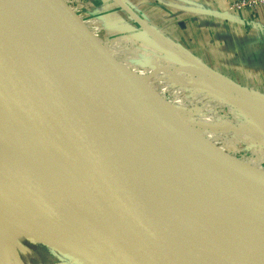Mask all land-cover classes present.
Wrapping results in <instances>:
<instances>
[{
    "label": "water",
    "instance_id": "water-1",
    "mask_svg": "<svg viewBox=\"0 0 264 264\" xmlns=\"http://www.w3.org/2000/svg\"><path fill=\"white\" fill-rule=\"evenodd\" d=\"M32 1L59 32L39 29L23 16V6ZM132 17L148 29L144 20ZM157 39L226 92L240 95L243 107L264 112L260 97L241 93L237 85ZM48 56L94 75L154 144L155 158L99 140L66 85L45 69ZM144 84L112 57L65 0H0V146L60 190L134 207L213 236L237 251L232 264H264L256 234L264 229V164L188 129L194 126L187 116ZM14 214L8 224L18 233L85 264L73 240L51 220L28 210ZM75 238L78 251L88 249L77 218ZM12 252L16 264H25L14 244Z\"/></svg>",
    "mask_w": 264,
    "mask_h": 264
},
{
    "label": "bare ground",
    "instance_id": "bare-ground-1",
    "mask_svg": "<svg viewBox=\"0 0 264 264\" xmlns=\"http://www.w3.org/2000/svg\"><path fill=\"white\" fill-rule=\"evenodd\" d=\"M23 10V16L35 27L59 32L36 2H28ZM43 62L45 69L66 85L99 140L126 153L155 158L154 144L136 130L94 75L61 57L48 56ZM23 210L38 211L35 214L44 218L47 213L65 216L60 220L69 221L68 216L79 219L92 249L91 255H80L85 264H232L231 259H238L230 244L208 234L134 207L60 190L0 146V235L12 241L7 250L0 240V264H10L8 255L17 234L8 224L9 213ZM256 234L264 249V229ZM99 236L104 240L97 241ZM98 246L107 253L97 251ZM113 252L116 255L112 257ZM71 264L77 263L74 260Z\"/></svg>",
    "mask_w": 264,
    "mask_h": 264
},
{
    "label": "rangeland",
    "instance_id": "rangeland-1",
    "mask_svg": "<svg viewBox=\"0 0 264 264\" xmlns=\"http://www.w3.org/2000/svg\"><path fill=\"white\" fill-rule=\"evenodd\" d=\"M65 3L75 12L77 17L85 23V26L89 29V31H91V33L96 36L100 44H102V46L107 49V51L116 61H118L124 68L130 70V72H133L136 76H138L140 81L144 82V85L149 87L151 91L160 95L162 100L169 102L168 104L177 108L178 113L180 112L182 115L187 116V119H189L191 122L189 124L194 126L188 129L195 128L194 131L199 132L200 130L203 133H207L212 138L219 140V142H225L238 151L249 153V151L253 149L252 151H257V155L259 157H264V149H261L264 146V136L260 137L263 140L262 142H259L257 138L256 140L255 138H252V136L255 137L253 131H259V129L263 128L262 131L264 132V112H255V109L250 110L247 107H243L240 102L244 103V101H242L243 98L240 95L229 93L230 96L224 97L222 95V87L218 89L215 85V82L212 80L208 82V80H204L197 74L191 75L190 69L187 66L188 64L185 65L184 61L169 49L165 50L162 47H159L158 44L160 42L157 39L159 36H154V34H156V30L151 28L148 24H146L148 27V29L146 28L148 30H146L148 35L146 34V37L144 38L146 43L142 38H139L140 36L136 32L126 31L125 26H127V24H134L133 21L136 22V20L132 19V21L130 19L121 17L122 14H119L116 10L112 9H117V7L116 5H113L111 0H65ZM108 11H111V13H108ZM141 26L144 28L142 24ZM178 37V40H181L183 36L181 37L179 35ZM182 39H184V37ZM116 40L123 42L131 51H133L134 56L129 57L128 60L122 57L120 59V56L112 52L108 46L110 43ZM180 51L184 53L182 50ZM192 53H195L199 58L203 57L206 59L211 67H218L227 75H232L227 71L226 68L224 70L221 68V66H216L214 60L211 61L209 58H206L207 55L205 50L202 52H200V50H192ZM174 60H180V63L176 61L174 62ZM150 65L155 67L160 65L164 68L162 70L168 72L178 71L183 75L189 76V79L186 82L187 84L182 88H178L177 85H171L166 81L161 80L162 82H159L146 72L141 71L143 68H151L149 67ZM213 71L216 73L214 69ZM227 82L237 85V87L240 88L241 93L242 91L244 93H249V90L239 86L236 84V82L231 80ZM211 84H213V86H211ZM219 91H221V93H219ZM260 98L262 101H264L263 95ZM208 105L209 107H205ZM203 108H206V112L210 109L208 112L214 113L215 120L219 119L220 121L225 122L223 124L221 123V129H218V125H216L217 123L214 124L217 130L223 131L220 135L215 136L207 129V127L203 126L199 121H197L196 117H194V114H196L199 110L202 111ZM257 120L259 124H256ZM241 123H249L250 125H252V123L255 124L252 129H245L248 131L251 138L249 137V134H247L248 136H244L243 133V135L238 134V132L246 133V131L243 129V126H241ZM256 127L258 129H256ZM243 141H246L247 143L245 144ZM36 212L38 211H35L34 213ZM14 215V213H9L8 220H10V218ZM45 215L46 218L56 224L63 237L73 240L79 256L91 255L92 249L87 242V236L85 233L84 235L86 237L84 236L83 241L85 244H87L88 249L84 248L81 250V252L77 249L75 238V216H68L69 221H67L60 220L61 218H65V216L62 215L54 216L47 213H45ZM70 220L72 221L71 223ZM82 226L83 228L85 227L83 223ZM16 230L17 234L12 238L13 244L20 251L25 264H71L72 258L70 256L59 253L55 249L53 250V247L51 248L42 242L37 241L34 239V237L32 238L22 235L18 233V229ZM97 239V241L104 240V238L101 236H99ZM0 240L8 250V242L12 241L6 236L2 237L1 235ZM99 247L100 246L97 247V251L107 253L106 250H103L101 247ZM114 255H116L115 252L112 253V257ZM8 260L10 264H16L13 257V252L8 255Z\"/></svg>",
    "mask_w": 264,
    "mask_h": 264
},
{
    "label": "crops",
    "instance_id": "crops-1",
    "mask_svg": "<svg viewBox=\"0 0 264 264\" xmlns=\"http://www.w3.org/2000/svg\"><path fill=\"white\" fill-rule=\"evenodd\" d=\"M111 1L117 7V9H112L122 14L121 17L130 20L133 19L132 16L141 18L156 30L159 38L169 45L182 50L184 54L203 66L211 70L214 69L223 79L236 82L239 86L249 90L250 94L257 97L264 96V6H259L257 9L233 8L232 4L238 0H119L126 7L125 9L118 6L114 0ZM133 23L127 24L125 30L136 32L140 36L139 38L144 41L146 34L148 35L146 29L142 28L138 22L133 21ZM179 35L184 39L182 37L181 40H178ZM158 41L160 42V40ZM144 42L146 43V41ZM158 45L167 49L161 42ZM108 47L120 56V59L122 57L128 60L129 57L134 56L133 51L120 40L110 43ZM192 50H200V52L205 50L206 58L214 60L216 66L219 65L224 70L226 68L232 75H227L218 67H211L206 59L197 57L195 53H192ZM175 61L180 63V60ZM184 64L187 65L185 62ZM187 66L191 75L197 74L204 80L211 81L195 67ZM157 67L143 68L141 71L146 72L159 82L166 81L171 85H177L178 88L187 84L189 76L178 71L162 70L164 68L160 65ZM216 87L221 88L218 85ZM222 95L230 96L223 89ZM205 107H209V105ZM205 110L206 108H203L202 111L199 110L197 115L194 114V117L215 136L220 135L223 131L217 130L214 124L217 123L218 129H221L225 122L219 119L215 120L214 113L208 112L210 109L207 112ZM255 110L260 109L255 108ZM254 123L252 125L241 123V126L244 130H250L255 126ZM256 124H259L258 120ZM256 129L258 128L256 127ZM247 130H245L246 133L238 132V134L243 133L244 136H248ZM262 130L263 128L253 131L255 137L252 136V138L255 140L257 138L259 142H262L263 140L260 138L264 136ZM249 137L251 138L250 134ZM243 143L247 142L243 141ZM263 147L261 149H264ZM252 150L249 153L239 152L264 164V157H259L257 151Z\"/></svg>",
    "mask_w": 264,
    "mask_h": 264
},
{
    "label": "built area",
    "instance_id": "built-area-1",
    "mask_svg": "<svg viewBox=\"0 0 264 264\" xmlns=\"http://www.w3.org/2000/svg\"><path fill=\"white\" fill-rule=\"evenodd\" d=\"M259 6H264V0H238L232 4V7L236 9L244 7L257 9Z\"/></svg>",
    "mask_w": 264,
    "mask_h": 264
}]
</instances>
